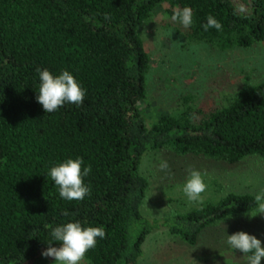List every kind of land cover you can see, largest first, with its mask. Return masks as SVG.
I'll return each instance as SVG.
<instances>
[{
    "label": "trees",
    "instance_id": "1",
    "mask_svg": "<svg viewBox=\"0 0 264 264\" xmlns=\"http://www.w3.org/2000/svg\"><path fill=\"white\" fill-rule=\"evenodd\" d=\"M184 7L193 12L188 28L171 19ZM158 11L185 40L221 52L264 42V0H0V264H25L60 247L51 231L69 222L105 229L86 264H139L156 230L196 246L212 231L219 238L218 222L229 227L257 210L254 195L228 192L194 207L181 201L161 218L142 212L148 153L168 150L230 165L264 159V82L240 87L226 105L187 104L149 123L143 102L151 57L139 30ZM209 16L221 30H204ZM37 68L54 76L70 72L86 92L83 104L46 113L36 99ZM69 158L91 165L84 177L91 191L82 201L62 199L47 175ZM243 226L229 227L228 235ZM231 251L240 262L222 250L204 261L248 264Z\"/></svg>",
    "mask_w": 264,
    "mask_h": 264
},
{
    "label": "rangeland",
    "instance_id": "2",
    "mask_svg": "<svg viewBox=\"0 0 264 264\" xmlns=\"http://www.w3.org/2000/svg\"><path fill=\"white\" fill-rule=\"evenodd\" d=\"M164 19L165 23L162 12H155L139 30L151 57L147 76L148 95L143 102L144 115L149 123L159 115L177 113L187 104L200 107L226 105L240 87L264 82V42L251 49L221 52L211 45L185 40ZM162 161L168 162L170 171L160 170ZM191 170L200 171L207 185L199 202H190L182 190ZM141 171L149 182L142 206L147 218L169 216L179 209L181 201L194 207L197 203L228 192L256 196L264 190V159L257 156L230 165L194 156H178L162 150L148 153L142 161ZM258 214L259 207L235 219L229 227L238 228L248 224L247 229L243 226V232L255 236L264 246V214ZM217 225L223 227V232H216L219 238H215L212 231L202 235L196 246L185 244L166 229L156 230L147 237L139 264H210L205 263L204 259L208 253L219 250H222L224 258L232 259L228 237L226 240L220 238L228 235L229 227L223 222ZM45 250L36 260L25 264H55L53 257L42 256ZM239 253L243 256L242 252ZM238 260L234 261L240 262ZM81 264H86V261L83 260ZM261 264H264V259Z\"/></svg>",
    "mask_w": 264,
    "mask_h": 264
},
{
    "label": "clouds",
    "instance_id": "3",
    "mask_svg": "<svg viewBox=\"0 0 264 264\" xmlns=\"http://www.w3.org/2000/svg\"><path fill=\"white\" fill-rule=\"evenodd\" d=\"M193 12L189 7L176 8L171 16L172 21L179 22L184 28L193 23ZM205 31L210 28L222 29V24L214 17H207L203 25ZM39 73V91L37 102L42 105L46 113H53L65 103L81 106L86 92L67 70L59 75H53L48 69H36ZM82 158L67 159L52 167L47 173L58 186L59 195L68 201H82L90 194V187L84 182L91 172V165L82 167ZM161 171H170L167 161L159 165ZM207 189L200 171L191 170L189 178L183 186V193L190 202L202 201V193ZM259 207V214H264V190L255 196ZM68 215V213H64ZM251 216V215H250ZM53 240L60 243V247L49 246L42 252L43 257H53L55 264H81L89 250L97 246V240L106 236L103 227H82L80 222H69L52 229ZM51 245V243H48ZM227 244L234 250L242 252L248 264H261L264 259V246L259 239L243 231L228 235Z\"/></svg>",
    "mask_w": 264,
    "mask_h": 264
}]
</instances>
